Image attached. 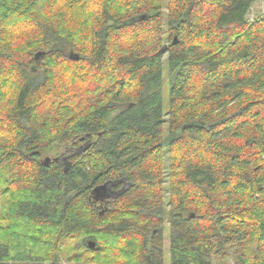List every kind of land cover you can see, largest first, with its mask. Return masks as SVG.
Returning <instances> with one entry per match:
<instances>
[{
	"label": "trees",
	"instance_id": "1",
	"mask_svg": "<svg viewBox=\"0 0 264 264\" xmlns=\"http://www.w3.org/2000/svg\"><path fill=\"white\" fill-rule=\"evenodd\" d=\"M256 1L0 0V264H264Z\"/></svg>",
	"mask_w": 264,
	"mask_h": 264
},
{
	"label": "rangeland",
	"instance_id": "2",
	"mask_svg": "<svg viewBox=\"0 0 264 264\" xmlns=\"http://www.w3.org/2000/svg\"><path fill=\"white\" fill-rule=\"evenodd\" d=\"M163 10H165V5L163 2ZM256 16H264V0H257L256 2H254V4L252 5L247 18L248 19H252L255 18ZM166 63H164L165 66ZM164 90H163V103H164V109H166V105H167V75L164 74V84H163ZM164 129H166V124L164 125ZM67 156L66 153V148L65 147H57V148H53L51 150H49L48 152H46L44 154L43 157H49V158H56V157H60L62 159H65V157ZM166 166V165H165ZM167 230L165 231V235H164V249H165V253H164V264H168V236H167ZM62 264H68L66 261H62Z\"/></svg>",
	"mask_w": 264,
	"mask_h": 264
},
{
	"label": "water",
	"instance_id": "3",
	"mask_svg": "<svg viewBox=\"0 0 264 264\" xmlns=\"http://www.w3.org/2000/svg\"><path fill=\"white\" fill-rule=\"evenodd\" d=\"M74 58L77 60L78 55L75 54ZM46 160H49V158H46ZM112 186L113 184L110 182H105L103 184L97 185L93 188V197L94 198H105L109 192H112ZM88 246L93 248L95 246L94 241H89Z\"/></svg>",
	"mask_w": 264,
	"mask_h": 264
},
{
	"label": "flooded vegetation",
	"instance_id": "4",
	"mask_svg": "<svg viewBox=\"0 0 264 264\" xmlns=\"http://www.w3.org/2000/svg\"><path fill=\"white\" fill-rule=\"evenodd\" d=\"M113 186H114V185H113ZM113 186H112V187H113Z\"/></svg>",
	"mask_w": 264,
	"mask_h": 264
}]
</instances>
